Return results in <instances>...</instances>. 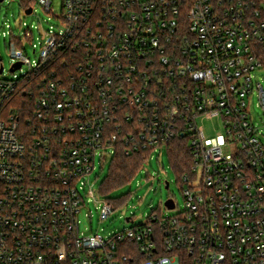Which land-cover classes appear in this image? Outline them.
Returning a JSON list of instances; mask_svg holds the SVG:
<instances>
[{
	"label": "built area",
	"instance_id": "built-area-1",
	"mask_svg": "<svg viewBox=\"0 0 264 264\" xmlns=\"http://www.w3.org/2000/svg\"><path fill=\"white\" fill-rule=\"evenodd\" d=\"M36 1L56 23L13 35V76L0 72V264H264V124L251 108L256 95L264 122V0H62L60 15ZM214 117L223 130L208 136L199 121ZM176 139L189 159L175 174L183 205L165 201L175 214L81 230L89 201L101 220L117 209L90 180L97 158L103 170L149 151L145 166Z\"/></svg>",
	"mask_w": 264,
	"mask_h": 264
},
{
	"label": "rangeland",
	"instance_id": "rangeland-1",
	"mask_svg": "<svg viewBox=\"0 0 264 264\" xmlns=\"http://www.w3.org/2000/svg\"><path fill=\"white\" fill-rule=\"evenodd\" d=\"M5 0L0 4V58L4 66V75L12 77L10 69L13 63L10 55L9 45L13 35H22L28 26H37L35 33L38 34V28L48 29L56 23V18L47 13L36 0ZM26 4L35 8V14H26L23 10ZM62 0H53V12L56 15L62 13ZM28 52L31 59L35 58L32 47L28 45ZM28 69L25 64L17 73L23 74ZM258 80L262 81L264 86V69L256 72ZM255 122L263 125L262 110L257 106V96L255 95L251 105ZM199 126L208 136L216 135L222 132V121L219 117L200 119ZM262 140L264 143V127ZM167 149L160 153V150L154 151L149 163L143 166L136 177L126 185L117 187L114 191L102 195L104 198H111L117 209L105 220H101V203L95 204L89 201L79 213L81 230L89 233L91 230L99 231L105 236L114 234L117 231L141 224L146 220L152 211H161L165 214H175L177 211H168L164 208L165 201L170 195H173L180 206L183 205V198L180 192V183L177 180L169 160ZM111 161V160H110ZM110 161L102 166L99 158L96 160V170L91 174L90 180L94 182V189L97 190L106 175L108 174ZM165 180L171 181L170 189L165 185ZM127 199V204L125 200ZM127 217H133V221H127Z\"/></svg>",
	"mask_w": 264,
	"mask_h": 264
},
{
	"label": "trees",
	"instance_id": "trees-1",
	"mask_svg": "<svg viewBox=\"0 0 264 264\" xmlns=\"http://www.w3.org/2000/svg\"><path fill=\"white\" fill-rule=\"evenodd\" d=\"M0 58V66H1ZM150 152H137L130 157L118 153L109 164L108 174L100 185L102 195L108 194L117 187L131 183L143 166L145 158ZM171 167L180 176L188 167L189 148L185 139H176L173 148L168 150ZM112 200L111 198H107Z\"/></svg>",
	"mask_w": 264,
	"mask_h": 264
},
{
	"label": "water",
	"instance_id": "water-1",
	"mask_svg": "<svg viewBox=\"0 0 264 264\" xmlns=\"http://www.w3.org/2000/svg\"><path fill=\"white\" fill-rule=\"evenodd\" d=\"M0 1H2V0H0ZM31 10H32V9L29 8V9L27 10V12L30 13ZM20 66H21V63H16V64H15V67H16V68H19ZM12 69H14V68H12ZM2 71H3V65L0 66V72H2ZM168 186H169V184L166 185L167 188H168ZM166 203H167L169 206L173 207V201H172V200H168V201H166Z\"/></svg>",
	"mask_w": 264,
	"mask_h": 264
}]
</instances>
